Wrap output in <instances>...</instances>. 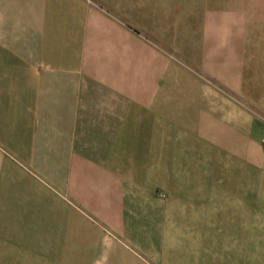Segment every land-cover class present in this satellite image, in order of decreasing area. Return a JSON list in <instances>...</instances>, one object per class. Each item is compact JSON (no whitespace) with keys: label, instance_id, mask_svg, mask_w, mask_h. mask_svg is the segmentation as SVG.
Listing matches in <instances>:
<instances>
[{"label":"crops","instance_id":"0c3cea01","mask_svg":"<svg viewBox=\"0 0 264 264\" xmlns=\"http://www.w3.org/2000/svg\"><path fill=\"white\" fill-rule=\"evenodd\" d=\"M213 245L264 264V0H0V264Z\"/></svg>","mask_w":264,"mask_h":264},{"label":"rangeland","instance_id":"374dc122","mask_svg":"<svg viewBox=\"0 0 264 264\" xmlns=\"http://www.w3.org/2000/svg\"><path fill=\"white\" fill-rule=\"evenodd\" d=\"M6 153V151H5ZM155 198L165 200L168 195L162 191H157L156 189L152 192ZM182 244V242H181ZM181 249H186V244ZM214 245L212 247V252H214ZM149 256H140L141 264H172L170 252L166 251H153L149 253ZM180 264H236L233 256H223L219 255L218 252H214L211 256H193V257H181ZM252 264V263H251Z\"/></svg>","mask_w":264,"mask_h":264}]
</instances>
